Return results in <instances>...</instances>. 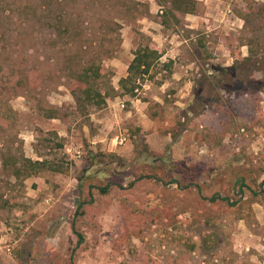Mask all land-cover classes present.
<instances>
[{"label": "rangeland", "instance_id": "obj_1", "mask_svg": "<svg viewBox=\"0 0 264 264\" xmlns=\"http://www.w3.org/2000/svg\"><path fill=\"white\" fill-rule=\"evenodd\" d=\"M226 1L209 31L200 3L189 29L151 0H0V264H264V0ZM147 41L166 54L117 95ZM89 60L99 108L69 89ZM20 156L67 172L14 177Z\"/></svg>", "mask_w": 264, "mask_h": 264}, {"label": "trees", "instance_id": "obj_2", "mask_svg": "<svg viewBox=\"0 0 264 264\" xmlns=\"http://www.w3.org/2000/svg\"><path fill=\"white\" fill-rule=\"evenodd\" d=\"M158 6L161 7L159 13V23L165 27L176 26L180 22L179 15L194 14L197 10V0H154ZM139 4L140 2H134ZM133 10H137L135 7ZM148 14L147 5H144L143 12L137 15ZM68 30V29H67ZM163 54V49L155 46L154 43L147 41L145 44H138L133 51V56L126 67V74L118 79L117 95L123 96L133 95L135 81L139 77L145 75L156 61ZM171 63L168 60L164 65L168 66ZM105 75L100 64L93 60L84 62L77 67L68 66L67 77L72 79L70 91L78 105H88L89 107L99 108L105 103V94L101 92L96 86V81ZM47 117H53L49 115ZM136 128H133V131ZM137 131L139 129L137 128ZM54 135V132H52ZM56 147L61 146V142L56 143ZM106 152H98L99 155H105ZM132 161V160H131ZM160 161V160H159ZM161 162V161H160ZM11 166V173L14 177L25 178L46 169L55 172L66 173L67 167L63 166L57 160H49L47 158L30 159L28 157L20 156L19 158H10L8 160H1V166ZM110 182H105L98 186L99 194H106L110 187ZM82 201L77 203V208L80 209ZM82 213V210L77 211V215ZM71 229L77 238V243L82 240V234L74 227L71 222Z\"/></svg>", "mask_w": 264, "mask_h": 264}, {"label": "crops", "instance_id": "obj_3", "mask_svg": "<svg viewBox=\"0 0 264 264\" xmlns=\"http://www.w3.org/2000/svg\"><path fill=\"white\" fill-rule=\"evenodd\" d=\"M151 1H153L155 3L154 0H151ZM197 1H198V3H200V5L203 8L202 19H203V21L207 22L204 27L209 31H210V29L213 30L215 25L220 24V22L215 23L213 21H215V20L220 21V19L222 21V15L220 13H221V11H223V9H222L223 7L224 8L227 7V1L226 0H197ZM254 1H258V0H254ZM155 5L158 6L157 4H155ZM184 15H185L184 19L188 20V22L184 24V27L189 28V29H193L195 25L197 26V23L195 22L196 20H193V17H195L193 14H184ZM218 16H219V18H218ZM225 23H228V21ZM184 41H185L184 39H179L178 42L182 43ZM172 51H175V48H171L168 52L166 51L167 53H169L168 57H170L171 59H173V57H174L171 55ZM164 54H166L165 51H163L162 55H164ZM208 59L210 61H212V59L210 57H208ZM222 65H227V64H222ZM205 66H207V63H205ZM196 68L198 69V66L196 65V63L194 61H192V59H190L187 61H183V63L180 65V68L178 69L176 67L174 69V71L176 73L178 72L181 76L184 75L186 77L189 70L193 71L192 74L193 73L198 74ZM192 81L193 80L190 78H183L184 86L189 85L190 83H192ZM136 105L137 104H135L134 108L138 110L139 106H136ZM241 248H243V247H241ZM247 248L248 247H245L244 249L247 250ZM251 260L253 261V262H251L252 264H258V263L260 264V262H258L257 258L254 260L251 258Z\"/></svg>", "mask_w": 264, "mask_h": 264}, {"label": "built area", "instance_id": "obj_4", "mask_svg": "<svg viewBox=\"0 0 264 264\" xmlns=\"http://www.w3.org/2000/svg\"><path fill=\"white\" fill-rule=\"evenodd\" d=\"M159 11H160V10H159ZM207 73L210 74V72H207ZM119 103H120V106L122 107V106H123L122 102L120 101ZM123 140H124V138L121 137L120 139H118V142L120 143V142H122Z\"/></svg>", "mask_w": 264, "mask_h": 264}]
</instances>
